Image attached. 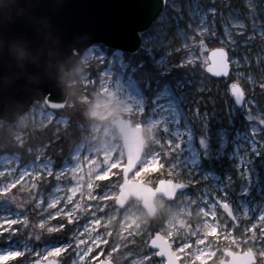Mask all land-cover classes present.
<instances>
[{"label": "rangeland", "instance_id": "374dc122", "mask_svg": "<svg viewBox=\"0 0 264 264\" xmlns=\"http://www.w3.org/2000/svg\"><path fill=\"white\" fill-rule=\"evenodd\" d=\"M247 5V10L227 5L218 10L215 5L206 6L199 0H192L186 12L178 3L167 8L166 2L164 11L142 35L139 49L155 55L157 66L164 73L185 65L201 64L205 68L211 49L207 40L219 41L230 51L231 75L245 90L242 107L237 106L230 91L231 81L225 82L206 73L200 78H187L186 82L180 80L177 85L163 83L144 89L134 76L136 68L130 67L125 59L126 52L102 44L86 51L74 71L77 72L75 78L71 76L70 85L80 86L86 92L83 99L90 111L85 123L79 124L82 131L79 140L69 143L70 146L64 143L63 147L62 143H55L57 154L65 150L63 160L58 161L54 156L53 147H36L32 151L34 157L27 161L19 152L0 154V175L5 172L11 176L17 170H29L36 176L44 172L45 180L54 179V185L47 190L45 183L35 177L28 182L26 176L21 181L22 189L18 186L16 192L0 193V218L20 216L28 220L16 225L19 231L0 235V253L9 249L26 250L25 255L11 264H34L35 250L43 252L46 248L71 242L75 228L91 219L99 227L81 232L80 239L99 241L104 237L112 243L113 250L107 255V246L101 249L105 253L104 259L114 264H162L155 255L150 258L152 261L147 259L145 253L151 243L148 236L161 231L172 241L175 251L180 236L169 230L182 232L183 226L189 224L194 231L205 232L203 225L208 222L204 221V208L218 213L217 222L230 224L238 236L244 235L250 227L262 225L258 232L252 233L248 247L260 251L257 264H264V110L259 104V98L264 95V25L253 0H247ZM219 21L222 33L219 32ZM243 33L248 37L239 42L235 34ZM180 52L182 58L171 61V56L178 57ZM93 63L99 68L87 70ZM66 105L54 109L45 101H36L17 121L0 120V123L7 124V130L24 144L29 127L54 125L57 131L70 130L74 126L70 116L67 112H57L65 110ZM117 117H127L134 125H142L146 142L144 159L156 156L161 161L159 173L132 179L152 186L163 178L189 183V187L174 200L159 197L158 213L153 218L139 200L131 199L125 208L116 204L123 182L122 170L113 169L114 176L119 175V179L99 178L105 174L103 167L107 161L116 159L126 163L122 136L113 124ZM70 133L68 131V137ZM73 139L75 137L71 141ZM115 143L116 147H113ZM64 167L67 168L65 171ZM2 179L0 176V188L8 183ZM74 182L77 186L72 189ZM33 183L37 185L35 188ZM99 194L108 195L107 201L97 200ZM40 195L44 197V206L38 203ZM64 199L73 200V211L80 209L79 215L87 219L81 218L77 224L67 225L63 217L52 218L54 210L64 206ZM94 205H97L95 218L88 215ZM58 223H65L66 227L59 231L49 230ZM89 228H92L90 224ZM214 230V227L209 229ZM190 238L197 237L192 235ZM208 243L214 249L235 247L226 245L223 240L214 241L212 237H208ZM96 246L99 245L94 242L93 250ZM75 251L77 254L70 260L65 253L49 259L81 264L84 257L79 256L78 249ZM191 251H196L195 245ZM187 252V249L176 252L181 264H193L184 260ZM69 253L71 255V249ZM209 260L212 264H221L228 259L217 250L216 256ZM195 264L200 262L195 261Z\"/></svg>", "mask_w": 264, "mask_h": 264}, {"label": "water", "instance_id": "95a60500", "mask_svg": "<svg viewBox=\"0 0 264 264\" xmlns=\"http://www.w3.org/2000/svg\"><path fill=\"white\" fill-rule=\"evenodd\" d=\"M166 2L0 0V120L17 121L36 101H45L54 109L65 107L71 76L86 51L102 44L137 53L142 45V32L164 11ZM207 57L205 71L209 75L225 78L231 74V55L226 47L211 48ZM230 91L237 106L242 107L243 86L233 81ZM113 124L122 136L126 162L142 153L144 159V127L134 125L127 117H117ZM133 173L130 172L129 177ZM122 176L116 204L125 208L131 199L139 200L151 218L158 213L159 197L174 200L189 187L187 182L165 178L152 186L142 180L129 179L126 172ZM253 259H256L255 254ZM101 264L114 263L104 259ZM178 264H181L179 258ZM221 264H233V261L228 259Z\"/></svg>", "mask_w": 264, "mask_h": 264}, {"label": "snow or ice", "instance_id": "6c2138e0", "mask_svg": "<svg viewBox=\"0 0 264 264\" xmlns=\"http://www.w3.org/2000/svg\"><path fill=\"white\" fill-rule=\"evenodd\" d=\"M114 168L122 170V173L126 172L129 179H139L140 177L145 176L147 173H159L161 170V161H159L156 156H152L150 159L145 160L143 159V153L138 158L127 161L126 163H122V160L112 159L107 161L106 167H103L105 174L99 178L102 180H108L109 178L119 179V175L114 176L113 174ZM133 171L134 175L129 177V173ZM2 173L3 174L0 175L3 177L2 180H6L8 183L3 188H0V193L6 194L9 192H16L18 190V186L19 189H22L24 185L21 184V181H23L24 177L26 176L29 177L28 182H32V178L35 177L40 183H46L44 172H41L39 176H36L33 171L30 172L29 170H25L24 172H19V170H17V173L11 176L5 172ZM33 184V188H35L37 185L35 183ZM107 197L108 195L105 196L99 194L97 196V200L107 201ZM33 198L35 199L36 197ZM38 203L41 206H44V197L42 195L39 196ZM49 206H51V202ZM74 207L75 202L73 200L68 201L67 199H64V206L55 209L52 214V218L63 217L67 221V225H75L81 218L87 219V217H81L79 215L81 211L80 209L73 211ZM96 208L97 205H94L93 208H90L88 215L95 218L97 214ZM202 214L205 216L204 221L208 222L207 224L203 225L206 228V231L203 233L194 231L192 226L189 224L183 226L184 231L182 232L169 230L170 233L177 232V235L180 236V239L177 241L178 247L176 251H183L184 249L188 250L184 256L185 261H192L193 264H195V261H199L200 264H212L209 258L216 256L218 250L219 252L224 253L225 259L232 260L233 264H256V261L260 259L261 253L258 249L249 248L248 244L251 243L250 238L252 233L258 232L262 225L250 227L244 235L238 236L236 229L232 228L230 224H221L220 222H217L218 213L213 212L208 208H204ZM26 222H28L27 218L20 216H6L4 218H0V235H3L5 232L19 231L16 225ZM89 224L92 226L91 229L89 228ZM64 227H66L65 223H58L56 227L50 228L49 230L59 231ZM98 227L99 226L94 223L93 219H91L88 221V223L80 224L79 228H75V235L72 237L71 242L66 244H58L51 248H46L43 252H40L39 249L35 250L33 253L35 257L34 264H64V261L61 262L56 259L49 258L56 257L60 253H65L66 256H68V260H70L73 255L77 254L75 251L77 249L79 250V256L84 257V260L81 262V264H101V261L104 259L105 255L101 249L107 246V255L113 250L112 243L109 244L108 240H106L104 237H101L99 241H97L95 238L94 241L91 239L88 241H83L80 239L81 232L87 233L92 231L93 228L96 229ZM212 227H214L215 230L209 231V229ZM221 229H223V231H221ZM192 235H195L197 238L194 240L191 239L190 237ZM105 237L110 238V236ZM152 237H155L154 241H152ZM208 237H212L213 240L217 242L223 240L226 245L232 244L235 245V247L228 246L223 249H214L210 243H208ZM148 239L152 241L149 245V250L145 253L149 261H152L150 257L155 255L161 259L162 264H178L176 252L171 246L172 241H169L164 235H162L161 231H155L151 234V236H148ZM94 242L98 243L99 245L95 247V250H93ZM193 245L196 246L195 252L191 251ZM70 249L72 250L71 255H69ZM236 249H239V251ZM25 254V249H14L2 252L0 253V264H11L12 261ZM254 254L256 257L255 260L253 259ZM85 257L88 259L86 260ZM193 258H195V260Z\"/></svg>", "mask_w": 264, "mask_h": 264}, {"label": "trees", "instance_id": "16d2710c", "mask_svg": "<svg viewBox=\"0 0 264 264\" xmlns=\"http://www.w3.org/2000/svg\"><path fill=\"white\" fill-rule=\"evenodd\" d=\"M192 0H167V8H172L173 4L178 3L180 8L183 11L188 12L189 10V3ZM202 4L209 6V5H215L218 10H222L225 8V5L228 7H240L242 9H248L247 0H199ZM254 4L256 5L257 12L262 20V23L264 25V0H253ZM175 6V5H174ZM219 32H223L222 24L219 21ZM174 28V25H172ZM170 28V29H173ZM146 34L145 33H142ZM239 42L244 41L247 37V33L243 34H235ZM210 48L220 46V42L214 39H208L207 40ZM258 43V41H257ZM263 48V47H262ZM184 52V50L182 51ZM230 52V51H229ZM177 54V53H176ZM175 54V55H176ZM183 54L180 52L178 57L171 56V61L177 62L179 59H181ZM263 57H264V48H263ZM155 55L152 56V54L145 49L143 51H139L135 54L125 53V59L129 63L130 67H135L134 76L136 80L140 83V85L145 89L148 85L150 86H157L159 87L160 84L163 83H170L172 85H177V83L182 80L186 82L187 78H200L202 74H206L207 72L204 70L205 68L202 67V65L198 64L196 66H186L185 67H173L168 72L162 73V71L158 68L156 62H155ZM99 68V66H95L94 63L86 68L87 70L96 71V69ZM77 72H73V77L75 78ZM186 75V76H185ZM223 81H235L233 76L230 74L228 77L225 78H218ZM72 80V79H71ZM230 82V83H231ZM84 92L82 88L77 85H70V96H69V102L66 105L65 110H57L58 113L67 114L70 116V119L73 123V127L68 129H60L57 131V127L54 125H46V126H39V127H29L26 129L27 132V140L24 142V144H21L19 140H16L14 136L7 130L6 127H8L7 124L0 123V154L3 152H19L25 161L31 159L34 157V154H32V151L36 147H45V148H52V151L54 153V156L58 159V161L63 160L62 153L65 151L63 150L60 154H57V148L54 147L55 143H62V147L64 143H75L78 138L81 136V129H79L80 123H85L84 121L88 118L89 114V105L86 103L84 98ZM259 104L261 105L262 109L264 110V95L259 98ZM241 118H243V114H241ZM227 119L225 118V121ZM78 126V127H77ZM197 131L200 133L201 130L197 126ZM68 131L71 132L68 137ZM66 137L68 139L66 140ZM75 137L73 141H71V138ZM47 144H49L47 146ZM69 144V146L71 145ZM65 149V148H63ZM67 149V147H66ZM45 183V189L49 190L54 185V179L52 177H49ZM36 224V221H35ZM35 225H32V227ZM31 227V229H32ZM26 231L29 232V227L26 228Z\"/></svg>", "mask_w": 264, "mask_h": 264}, {"label": "bare ground", "instance_id": "6f19581e", "mask_svg": "<svg viewBox=\"0 0 264 264\" xmlns=\"http://www.w3.org/2000/svg\"><path fill=\"white\" fill-rule=\"evenodd\" d=\"M114 141H116V140H114ZM113 147H116V143L113 145ZM65 169H67L66 167H64L63 168V170L65 171ZM77 186V182H74L72 185H71V188L73 189L74 187H76ZM9 250H11V249H9ZM8 250V251H9ZM175 251H176V249H175ZM176 252H178V253H182L183 251H176ZM87 258V257H86ZM151 258V257H150ZM148 259V258H147Z\"/></svg>", "mask_w": 264, "mask_h": 264}]
</instances>
